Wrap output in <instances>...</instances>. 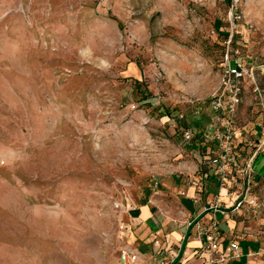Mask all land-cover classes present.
Wrapping results in <instances>:
<instances>
[{
	"label": "rangeland",
	"instance_id": "obj_1",
	"mask_svg": "<svg viewBox=\"0 0 264 264\" xmlns=\"http://www.w3.org/2000/svg\"><path fill=\"white\" fill-rule=\"evenodd\" d=\"M228 3L0 0V264H116L132 221L115 203L182 223L174 188L197 163L180 133L203 126L223 40L264 65V0H240L233 30ZM255 85L236 131L264 133Z\"/></svg>",
	"mask_w": 264,
	"mask_h": 264
},
{
	"label": "built area",
	"instance_id": "obj_2",
	"mask_svg": "<svg viewBox=\"0 0 264 264\" xmlns=\"http://www.w3.org/2000/svg\"><path fill=\"white\" fill-rule=\"evenodd\" d=\"M227 19L230 21L231 30L234 22L241 18L240 0H228ZM232 34H229L222 42L224 53L223 65L218 78V87L208 100L206 110L208 112L209 126L203 132L194 128L181 130L180 138L184 145L193 142L196 145L209 143L212 146L208 152L200 154V164L195 174L199 177H190L191 184L199 187L200 180L214 179L217 182L218 192L230 189L240 183L241 189L236 193L228 208L232 211L244 210L252 217L264 215V198L253 193L256 187L252 170V157H241V151L237 147L235 115L240 102L242 84L246 81L252 86V92L260 100L259 90L255 85V77L258 74L264 76V65L256 64L247 54H242L237 48L231 47ZM264 108V107H263ZM264 134V133H263ZM264 147V135L262 141L257 143L255 150ZM203 187H200L202 190ZM200 192V191H199ZM220 202L217 198L206 203L204 210L217 211ZM114 209L124 212L120 203L113 205ZM189 225V224H188ZM197 235L203 237L200 247L207 254L206 264H224L227 261L239 258L238 245L229 244L224 249H218L219 230L216 221L211 220L205 227H197ZM152 251L159 259L155 264H170L177 257L179 245H167L160 247L158 241H152ZM160 257V255H164ZM139 256L132 249L122 247L118 250L116 264H138ZM148 264V263H147Z\"/></svg>",
	"mask_w": 264,
	"mask_h": 264
},
{
	"label": "crops",
	"instance_id": "obj_3",
	"mask_svg": "<svg viewBox=\"0 0 264 264\" xmlns=\"http://www.w3.org/2000/svg\"><path fill=\"white\" fill-rule=\"evenodd\" d=\"M206 118L207 121L201 128H194L196 131L203 132L208 128V113ZM242 130L235 132L241 157L248 158L254 153L252 163L259 157L264 159V147L255 150L264 135L260 128L256 127L254 130L247 126V129ZM211 146L209 143H201L192 149L196 156V167L200 164V154L208 152ZM253 175L256 187L252 191L258 197L264 198V173L258 174L253 171ZM192 177L199 176L195 174ZM188 181L187 186L174 188L178 195L177 208L182 220L179 225L169 223L167 216H163L161 211L158 213L159 207L147 200L142 203H126L124 206L122 214L132 221V229H128L125 234L127 243L124 247L137 253L140 260L138 264H155L159 259L152 251V241H158L160 247L179 245L177 257L170 264H206L207 254L200 248L203 237L197 235L196 229L207 226L211 220L216 221L219 230L218 249L222 250L231 243L238 245L239 258L224 264H264V215L260 214L255 218L247 211H232L228 208L241 189L240 183L218 192L214 179L200 180L198 188L191 184L190 179ZM200 187L203 189L200 190ZM215 198L220 202L218 210L215 212L204 210L206 203ZM129 212L132 216H129ZM163 256L165 254L160 255Z\"/></svg>",
	"mask_w": 264,
	"mask_h": 264
},
{
	"label": "trees",
	"instance_id": "obj_4",
	"mask_svg": "<svg viewBox=\"0 0 264 264\" xmlns=\"http://www.w3.org/2000/svg\"><path fill=\"white\" fill-rule=\"evenodd\" d=\"M159 113L161 115H165L166 117H170V118H177V114L175 113V111L171 112V113H167L165 110H159ZM173 113V114H172ZM207 121V118L206 117H203V122L202 124L204 125ZM201 123V122H200Z\"/></svg>",
	"mask_w": 264,
	"mask_h": 264
}]
</instances>
